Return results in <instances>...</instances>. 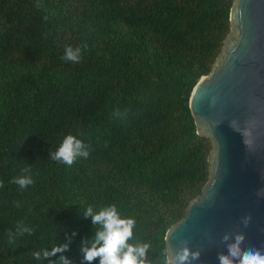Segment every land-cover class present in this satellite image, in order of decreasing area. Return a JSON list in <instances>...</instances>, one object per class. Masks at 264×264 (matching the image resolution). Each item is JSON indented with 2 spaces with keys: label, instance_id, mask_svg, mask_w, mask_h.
I'll return each mask as SVG.
<instances>
[{
  "label": "trees",
  "instance_id": "16d2710c",
  "mask_svg": "<svg viewBox=\"0 0 264 264\" xmlns=\"http://www.w3.org/2000/svg\"><path fill=\"white\" fill-rule=\"evenodd\" d=\"M232 2L0 0V264H48L32 254L62 243L87 264L93 225L81 215L110 204L157 264L208 181L211 142L189 99L230 33ZM85 44L78 63L63 59ZM69 133L90 153L71 166L49 157ZM29 165L21 189L11 181ZM18 221L33 233L9 243Z\"/></svg>",
  "mask_w": 264,
  "mask_h": 264
},
{
  "label": "water",
  "instance_id": "95a60500",
  "mask_svg": "<svg viewBox=\"0 0 264 264\" xmlns=\"http://www.w3.org/2000/svg\"><path fill=\"white\" fill-rule=\"evenodd\" d=\"M230 33L208 75L194 86L189 110L211 142L208 181L165 234L166 248L187 240L192 264H219L224 233L242 232V249L264 248V0H233ZM250 216L245 228L242 218Z\"/></svg>",
  "mask_w": 264,
  "mask_h": 264
},
{
  "label": "clouds",
  "instance_id": "9594fccd",
  "mask_svg": "<svg viewBox=\"0 0 264 264\" xmlns=\"http://www.w3.org/2000/svg\"><path fill=\"white\" fill-rule=\"evenodd\" d=\"M82 47L87 45L73 47L66 45L64 48L63 59L65 61L78 63L81 59ZM89 145L84 143L77 136L69 133L64 136L62 142L55 151L49 152V157L55 161L61 162L67 166H71L77 157L87 158L89 156ZM28 168L22 169V174L12 179V183L18 185L21 189L32 185L34 180L30 175ZM3 182L0 181V188ZM264 194V189L257 192V195ZM16 207L19 203L16 202ZM81 215V214H80ZM81 219H90L93 225L92 237L82 241L80 251L82 259L87 264H92L98 260L99 264H154L153 259L147 256L148 252H152V245L149 242H140L134 239V229L136 228V220L130 216H123L115 204L100 207L94 211L89 205L81 215ZM251 220L250 216L242 218V224L246 228ZM25 233L32 235L33 229L25 227L23 221H18L15 233L9 231V243L15 242V236H23ZM244 235L239 233H224L220 242L225 245L227 250L217 253L219 264H264V248L257 249L248 247L242 249ZM187 240H180L179 247L175 250L167 247L160 255L157 264H192L200 258L201 250H191ZM68 249V244H55L50 250L40 249L32 254L35 260H46L48 264H71V261L63 255ZM61 253L56 261L48 258Z\"/></svg>",
  "mask_w": 264,
  "mask_h": 264
}]
</instances>
